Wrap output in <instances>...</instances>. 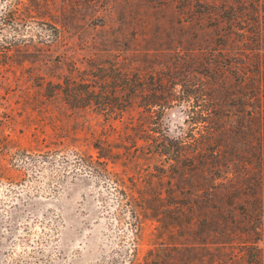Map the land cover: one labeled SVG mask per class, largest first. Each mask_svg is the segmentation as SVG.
Here are the masks:
<instances>
[{
  "label": "rangeland",
  "instance_id": "rangeland-1",
  "mask_svg": "<svg viewBox=\"0 0 264 264\" xmlns=\"http://www.w3.org/2000/svg\"><path fill=\"white\" fill-rule=\"evenodd\" d=\"M175 16L157 0H0V264H128L135 237L139 258L157 240L176 246L163 254L210 264L220 243L208 242L228 241L222 222L187 226V208L167 207L177 166L143 131L193 133L189 103L169 85L200 70L212 35ZM132 72L166 107L148 117L122 97L109 120L56 89L88 79L115 92L114 77ZM94 142L108 160L94 157Z\"/></svg>",
  "mask_w": 264,
  "mask_h": 264
},
{
  "label": "trees",
  "instance_id": "trees-1",
  "mask_svg": "<svg viewBox=\"0 0 264 264\" xmlns=\"http://www.w3.org/2000/svg\"><path fill=\"white\" fill-rule=\"evenodd\" d=\"M157 10L174 12L181 27L207 28L212 35L200 70L186 71L169 85L171 89L178 85L181 98L189 103L185 122L193 133L184 139L142 127L167 165L177 166L175 187L171 185L165 194L167 207L187 208V226L199 216L213 226L223 223L218 231L229 233V239L208 242L220 243L217 254H209L210 264H264V249L258 244L264 243V0H157ZM81 81V88L65 81L56 89L78 106L94 105L109 120L120 117L112 106L122 97L127 107L140 106L148 117L169 101L144 93L136 72L114 77L120 82L114 85L115 92L88 79ZM99 81L107 84L109 78ZM91 147L96 159L108 160L111 153L103 152V146L94 142ZM88 157L87 166L93 162ZM131 245L133 258L128 264H190L185 258L163 254L176 247L165 242L148 243L141 258L136 255L137 237Z\"/></svg>",
  "mask_w": 264,
  "mask_h": 264
}]
</instances>
